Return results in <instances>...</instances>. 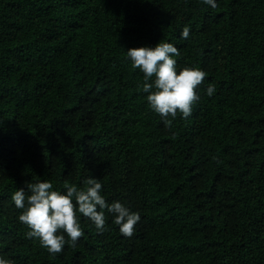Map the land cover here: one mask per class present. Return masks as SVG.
Masks as SVG:
<instances>
[{"label": "trees", "instance_id": "obj_1", "mask_svg": "<svg viewBox=\"0 0 264 264\" xmlns=\"http://www.w3.org/2000/svg\"><path fill=\"white\" fill-rule=\"evenodd\" d=\"M162 39L177 46L178 69L205 72L190 114L168 127L124 52ZM87 176L139 213L133 233L105 212L104 231L81 215L82 235L58 253L25 238L11 192ZM0 255L264 264V0H0Z\"/></svg>", "mask_w": 264, "mask_h": 264}, {"label": "clouds", "instance_id": "obj_2", "mask_svg": "<svg viewBox=\"0 0 264 264\" xmlns=\"http://www.w3.org/2000/svg\"><path fill=\"white\" fill-rule=\"evenodd\" d=\"M217 2L203 0L213 9ZM189 34V26L184 25L179 31V39L187 40ZM124 52L131 67L142 73V83L138 86L146 94V107L158 114L166 127L171 126L177 113L181 117L190 114L193 102L200 98L198 86L205 77L203 69L194 65L178 69L175 59L178 48L164 39L155 46L130 47ZM214 91V84L207 82L204 94L211 96ZM101 190V180L93 176L85 177L82 186L64 182L62 190L54 189L50 180L31 179L25 181V187L15 188L10 200L20 210L17 220L28 228L25 238L37 239L41 247L54 254L65 244L75 246L82 235L81 215L97 232H102L107 212L121 234L130 236L133 233L134 225L140 219L139 213L119 199L106 200ZM0 264H14V261L0 255Z\"/></svg>", "mask_w": 264, "mask_h": 264}]
</instances>
